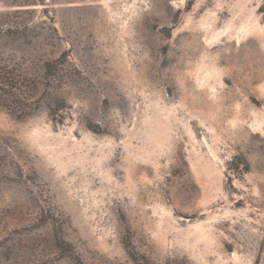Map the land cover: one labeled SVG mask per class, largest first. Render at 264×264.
I'll return each instance as SVG.
<instances>
[{
    "label": "rangeland",
    "instance_id": "rangeland-1",
    "mask_svg": "<svg viewBox=\"0 0 264 264\" xmlns=\"http://www.w3.org/2000/svg\"><path fill=\"white\" fill-rule=\"evenodd\" d=\"M264 0H0V264H264Z\"/></svg>",
    "mask_w": 264,
    "mask_h": 264
},
{
    "label": "trees",
    "instance_id": "trees-1",
    "mask_svg": "<svg viewBox=\"0 0 264 264\" xmlns=\"http://www.w3.org/2000/svg\"><path fill=\"white\" fill-rule=\"evenodd\" d=\"M262 13H263V16H264V6H263V8H262Z\"/></svg>",
    "mask_w": 264,
    "mask_h": 264
}]
</instances>
